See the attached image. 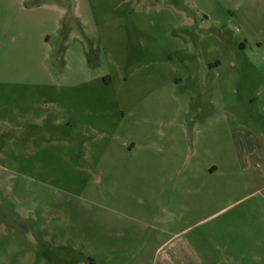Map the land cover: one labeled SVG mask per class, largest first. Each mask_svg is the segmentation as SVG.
<instances>
[{
	"label": "rangeland",
	"instance_id": "rangeland-1",
	"mask_svg": "<svg viewBox=\"0 0 264 264\" xmlns=\"http://www.w3.org/2000/svg\"><path fill=\"white\" fill-rule=\"evenodd\" d=\"M259 124L264 0H0V264H264Z\"/></svg>",
	"mask_w": 264,
	"mask_h": 264
},
{
	"label": "crops",
	"instance_id": "crops-1",
	"mask_svg": "<svg viewBox=\"0 0 264 264\" xmlns=\"http://www.w3.org/2000/svg\"><path fill=\"white\" fill-rule=\"evenodd\" d=\"M257 95L254 101L258 99ZM246 133V141L252 142L254 148L249 150L247 145L245 146L244 161L254 167L258 178L264 180V124L257 125L254 130H246ZM243 143L245 142L243 141Z\"/></svg>",
	"mask_w": 264,
	"mask_h": 264
},
{
	"label": "water",
	"instance_id": "water-1",
	"mask_svg": "<svg viewBox=\"0 0 264 264\" xmlns=\"http://www.w3.org/2000/svg\"><path fill=\"white\" fill-rule=\"evenodd\" d=\"M88 264H92L91 262H88Z\"/></svg>",
	"mask_w": 264,
	"mask_h": 264
}]
</instances>
